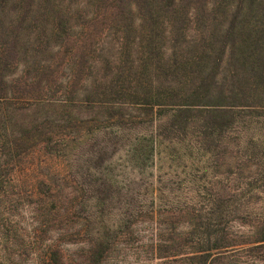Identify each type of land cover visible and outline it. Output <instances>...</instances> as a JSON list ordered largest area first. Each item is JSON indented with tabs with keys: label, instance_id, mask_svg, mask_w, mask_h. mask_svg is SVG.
<instances>
[{
	"label": "trees",
	"instance_id": "1",
	"mask_svg": "<svg viewBox=\"0 0 264 264\" xmlns=\"http://www.w3.org/2000/svg\"><path fill=\"white\" fill-rule=\"evenodd\" d=\"M105 1L103 80L47 98L10 58L68 13L0 0V264H264V0ZM36 152L67 172L27 190Z\"/></svg>",
	"mask_w": 264,
	"mask_h": 264
},
{
	"label": "rangeland",
	"instance_id": "2",
	"mask_svg": "<svg viewBox=\"0 0 264 264\" xmlns=\"http://www.w3.org/2000/svg\"><path fill=\"white\" fill-rule=\"evenodd\" d=\"M59 2L62 4L61 7L66 9L72 26L69 42L65 43V40H55L48 36L45 37L48 39L37 38L38 30L34 26L41 28L43 19L38 17L36 20L29 15L27 25L24 24L23 32L19 37L21 48L10 58V61L18 65L15 69L11 67L9 72L21 76L20 72L24 69L30 80L32 79L31 86L35 88L34 91H25L24 94H29L27 96H39L35 90L40 89L41 92H46L47 98L53 96L57 98L63 94L62 88L70 79L77 91V97L81 98L83 87L87 82L103 80L105 75L103 56H110L115 51L120 25L113 24L108 15H103V12L107 13L108 1L59 0ZM4 12L9 18L14 17V12L9 8ZM82 42L85 43L84 49L80 47ZM40 66H49V69L41 73L37 71ZM55 91L58 93L55 94ZM23 167H27L22 172L24 183H27L24 187L27 190L31 189L33 182L43 175H50L56 171L67 172L63 160L49 159L40 152L28 157ZM116 174L120 175V172L117 170ZM126 264H134V259L128 258Z\"/></svg>",
	"mask_w": 264,
	"mask_h": 264
}]
</instances>
